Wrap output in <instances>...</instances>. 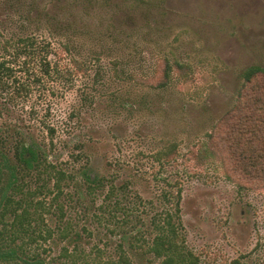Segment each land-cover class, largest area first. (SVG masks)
<instances>
[{"label":"rangeland","instance_id":"obj_1","mask_svg":"<svg viewBox=\"0 0 264 264\" xmlns=\"http://www.w3.org/2000/svg\"><path fill=\"white\" fill-rule=\"evenodd\" d=\"M27 37L35 55L19 58ZM164 60L188 79L139 82ZM0 61V134L45 145L69 175L34 199L19 264H167L151 251L166 220L170 264L262 263L264 189L233 168L239 148L200 143L246 92L243 72L264 69V0H0Z\"/></svg>","mask_w":264,"mask_h":264},{"label":"trees","instance_id":"obj_2","mask_svg":"<svg viewBox=\"0 0 264 264\" xmlns=\"http://www.w3.org/2000/svg\"><path fill=\"white\" fill-rule=\"evenodd\" d=\"M19 42L21 47L16 50L17 57L20 58L23 55L33 57L35 55L36 41L34 38L27 37L20 39ZM9 44L7 43V45ZM175 71L188 79L191 68L188 64H171L164 60L160 75L156 76V72L152 82L148 81L150 78L138 80L142 83L145 82L147 87L161 90L170 84ZM11 73L7 63L0 61V86H3V89L8 88V85L2 84V79L6 74L11 76ZM242 76L246 92L241 95L233 113L226 115L214 126L209 138L200 143V148L203 152L209 153L212 144L217 148L226 146L232 150L233 156V150L236 151L239 148L233 168L239 170L238 172L245 177L246 175L250 176L253 188L264 189V69L253 66L246 69ZM258 78H262V88L260 90L253 89L249 93ZM13 83H18V81L15 80ZM20 89L26 91V88L20 85L16 90L17 94H20L18 92ZM234 115L235 117L232 118ZM52 132L53 130L50 129V133ZM10 133L11 130H8L4 134H0V224L2 225L0 230V262L19 264V262L25 263L24 258L30 257L29 252L24 249L23 238L32 232L31 209H44L43 203L41 201L35 202L34 199L38 194L43 193L42 189H48L47 183L51 179H55L54 189L57 191V195H61L63 193L61 182L66 180L69 175L48 161L45 145H40L33 140L25 141L23 132L15 131V136L12 134L11 137L8 135ZM176 150L177 147L173 146L167 153L164 151L163 160L168 162ZM44 176L46 179H43V183L35 190L31 191L28 188L29 180L36 178V181H41ZM97 181L100 185L101 181ZM86 182L91 183L93 180L87 176ZM168 196L163 194L165 200L172 204ZM180 196V194L177 195V203ZM10 218H12L10 222L6 221ZM166 222L169 228L167 230L161 228L162 231L156 237L151 251L156 252L158 256H166L167 264H170L172 250L170 247H166L169 246L167 239L177 238V231L168 220ZM8 228L11 234L7 237L4 234ZM17 239L22 240V243L16 244ZM119 263L130 264L126 257H119ZM95 264L102 263L98 261ZM260 264H264V260Z\"/></svg>","mask_w":264,"mask_h":264}]
</instances>
